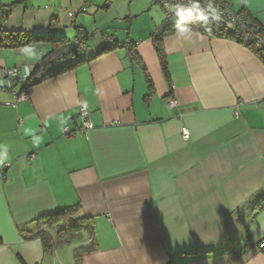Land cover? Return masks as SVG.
Listing matches in <instances>:
<instances>
[{
	"label": "crops",
	"instance_id": "crops-1",
	"mask_svg": "<svg viewBox=\"0 0 264 264\" xmlns=\"http://www.w3.org/2000/svg\"><path fill=\"white\" fill-rule=\"evenodd\" d=\"M153 1L0 0L18 3L2 11L6 32L70 45L87 35L59 63L75 67L29 87L16 107L9 91L24 83L0 76V264H75L74 249L92 243L82 264H264V65L234 40L184 30L164 39L165 77ZM218 1L264 29V0ZM49 52L0 49V70L28 78ZM58 223L74 227L73 240L46 230ZM19 231H46L51 250Z\"/></svg>",
	"mask_w": 264,
	"mask_h": 264
},
{
	"label": "trees",
	"instance_id": "trees-1",
	"mask_svg": "<svg viewBox=\"0 0 264 264\" xmlns=\"http://www.w3.org/2000/svg\"><path fill=\"white\" fill-rule=\"evenodd\" d=\"M16 5H18V3H12L8 6H5L0 2V49L17 50V49H22V48H25L31 45H39V44H48L50 46L49 54L36 64V66L33 69L32 74L28 78H26V80L23 82L24 84H23V88L21 89L22 91V90H28L29 87L38 85L41 82L45 81L46 79L57 77L58 75L71 70L73 67H75V65H69L66 67L59 66V63L62 61L64 56H66V54L70 52L69 50L70 47L73 46V45H70V43L64 38L55 37L50 34H28V33L21 32V31L20 32H6L5 30H3L2 24L7 19L8 13L5 14L2 11L4 9H7L9 12L10 9ZM236 12L239 16L247 20L249 24L251 25V27L255 29V32H254L255 34L254 33L253 34L255 36L260 37L264 41V29L249 15L246 9L242 7L240 10ZM56 22L57 20L53 18L51 20L50 26L52 28H55ZM181 29H184L190 32L199 33L202 35H207L209 37H219V38L234 40L238 44L244 46L245 48L249 49L252 53H254L264 65V48H262L259 45V43L257 42V39L252 38L247 43H244L241 39L235 37L234 35L225 34L219 29L205 27L203 21L198 18H185L184 20H181L174 24L169 23L160 33L154 34L152 38V45L157 55V58L159 60L161 70L163 74L165 75V77L167 76V74H166V61H165V51H164L163 42L165 38L174 35L175 33L181 31ZM83 34L85 33L82 32L78 34L77 36L83 35ZM86 38H87V35H86ZM73 48L74 50H76L74 46ZM132 49L133 48L131 47L130 53L133 51ZM105 51H108V49H104L100 53H103ZM42 72L43 74L41 75ZM147 84H148V93L145 96V99H149L152 95L151 82L148 80ZM77 208H78L77 206L65 208L61 211H58L55 214V216L70 218L73 216V214L77 212ZM83 221H86V219H77L75 221L71 219L70 222L68 223L71 226H73L72 224H76V223L83 222ZM19 234L22 236L24 240L39 239L43 244V250L45 253L51 250V245L49 242L50 237L46 231L38 232L36 234H32L26 231H19ZM73 238H74V235L68 234L64 229L60 228L57 230V240L61 242H68V240H73ZM248 247H249V244L247 243L245 244L243 250H246ZM93 249H94L93 243L87 248H84V247L75 248L74 249L75 264H82L81 254L83 250L91 251Z\"/></svg>",
	"mask_w": 264,
	"mask_h": 264
},
{
	"label": "built area",
	"instance_id": "built-area-1",
	"mask_svg": "<svg viewBox=\"0 0 264 264\" xmlns=\"http://www.w3.org/2000/svg\"><path fill=\"white\" fill-rule=\"evenodd\" d=\"M154 4H157L163 13L164 22L157 29L156 34L160 33L166 25L174 18L179 17L177 13L181 10L187 12L192 10V15L186 18H198L200 20L201 16L206 17L203 19V23L207 28L219 29L225 34H231L235 37L241 39L244 43H247L252 38L257 39L259 45L264 48V41L255 36V29L251 27L249 22L243 17L239 16L237 12L231 7V5L220 2L218 0H154ZM254 33V34H253ZM86 35H79L73 41V46L78 51H83L86 45ZM111 42V40H110ZM43 72L41 73V75ZM0 76L4 81L24 82L26 80L25 75H21L20 71L16 68L0 70ZM28 90L13 91L10 90V96L13 99L11 103L12 107H16L18 104L24 102L28 98ZM176 106V101L173 98L166 100V107L168 109L174 108ZM79 118L81 120L80 132L84 135L88 133L93 128L91 121L89 120V113L84 105L79 107ZM64 136H71L73 131L70 127H64L62 130ZM181 136L184 140L189 139V133L187 129L181 130ZM33 157L31 156L30 159ZM5 178L3 171H0V181ZM261 246H264V242Z\"/></svg>",
	"mask_w": 264,
	"mask_h": 264
},
{
	"label": "rangeland",
	"instance_id": "rangeland-1",
	"mask_svg": "<svg viewBox=\"0 0 264 264\" xmlns=\"http://www.w3.org/2000/svg\"><path fill=\"white\" fill-rule=\"evenodd\" d=\"M153 5H156L157 7H159L157 4H154V1H153ZM162 17H163V22H164V16L162 15ZM186 18V17H185ZM179 21H181V19H180V17H177V18H174V19H172L171 21H170V24H174V23H176V22H179ZM163 24V23H162ZM161 26V25H160ZM159 26V27H160ZM157 32V31H156ZM87 41V40H86ZM83 52V51H82ZM81 51H79V54L80 53H82ZM77 227V226H76ZM58 228L60 229H64L68 234H70V235H73L76 231H75V229H73L74 227H69V224H63V223H58L57 224V226H55L54 225V227L52 228V229H46L52 236L56 233V231L58 230ZM64 249V251H66V253H67V251L69 252V250H68V248L67 247H65V248H63ZM69 256H70V254H69ZM72 260H71V258H70V264H72V262H71Z\"/></svg>",
	"mask_w": 264,
	"mask_h": 264
},
{
	"label": "clouds",
	"instance_id": "clouds-1",
	"mask_svg": "<svg viewBox=\"0 0 264 264\" xmlns=\"http://www.w3.org/2000/svg\"><path fill=\"white\" fill-rule=\"evenodd\" d=\"M177 15L180 17L181 20H184L186 16L190 17L192 15V10H188L187 12L181 10L177 13ZM201 19H206V17L201 16ZM181 31H184V29H181ZM6 158V154H5Z\"/></svg>",
	"mask_w": 264,
	"mask_h": 264
},
{
	"label": "water",
	"instance_id": "water-1",
	"mask_svg": "<svg viewBox=\"0 0 264 264\" xmlns=\"http://www.w3.org/2000/svg\"><path fill=\"white\" fill-rule=\"evenodd\" d=\"M198 2H201V0H197Z\"/></svg>",
	"mask_w": 264,
	"mask_h": 264
}]
</instances>
